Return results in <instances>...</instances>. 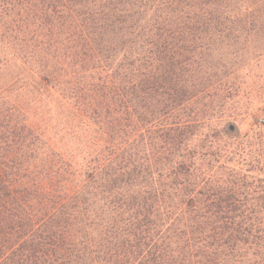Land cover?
<instances>
[{
    "label": "trees",
    "instance_id": "trees-1",
    "mask_svg": "<svg viewBox=\"0 0 264 264\" xmlns=\"http://www.w3.org/2000/svg\"><path fill=\"white\" fill-rule=\"evenodd\" d=\"M249 1L0 0V264H264L263 124L213 121Z\"/></svg>",
    "mask_w": 264,
    "mask_h": 264
},
{
    "label": "rangeland",
    "instance_id": "rangeland-1",
    "mask_svg": "<svg viewBox=\"0 0 264 264\" xmlns=\"http://www.w3.org/2000/svg\"><path fill=\"white\" fill-rule=\"evenodd\" d=\"M242 3L251 4L249 0H242ZM261 5H264V1ZM249 28L251 33L238 41L212 43L214 53L210 60L219 75L227 76L224 82L230 90L222 112L213 121L221 124L236 122L241 134L255 136L261 123L264 135V20H259L255 26L249 25ZM262 148L264 154V143ZM254 167L257 171H264V164L255 163ZM256 173L257 178L263 176Z\"/></svg>",
    "mask_w": 264,
    "mask_h": 264
}]
</instances>
